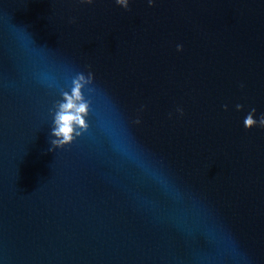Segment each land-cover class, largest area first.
Listing matches in <instances>:
<instances>
[{
    "label": "water",
    "instance_id": "1",
    "mask_svg": "<svg viewBox=\"0 0 264 264\" xmlns=\"http://www.w3.org/2000/svg\"><path fill=\"white\" fill-rule=\"evenodd\" d=\"M261 118L264 0H0V264H264Z\"/></svg>",
    "mask_w": 264,
    "mask_h": 264
},
{
    "label": "clouds",
    "instance_id": "2",
    "mask_svg": "<svg viewBox=\"0 0 264 264\" xmlns=\"http://www.w3.org/2000/svg\"><path fill=\"white\" fill-rule=\"evenodd\" d=\"M88 2H91V0H88ZM116 2L121 7L127 8L129 0H116ZM148 2L151 5L153 0H148ZM84 82V77L81 76L74 83L72 94H65L64 103L59 105L53 132V135L57 138L54 143L59 147L71 144L75 136L80 134L77 129L81 131L87 129L85 118L88 115L89 105L83 100L81 91ZM244 127L250 131L257 127V122L249 115L244 121ZM259 127L264 128V118H261Z\"/></svg>",
    "mask_w": 264,
    "mask_h": 264
}]
</instances>
